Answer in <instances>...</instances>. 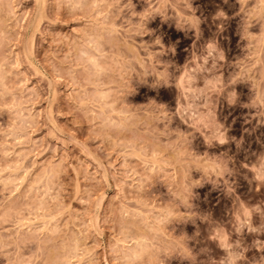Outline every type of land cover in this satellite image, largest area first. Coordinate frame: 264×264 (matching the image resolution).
Listing matches in <instances>:
<instances>
[{
	"label": "clouds",
	"instance_id": "9594fccd",
	"mask_svg": "<svg viewBox=\"0 0 264 264\" xmlns=\"http://www.w3.org/2000/svg\"><path fill=\"white\" fill-rule=\"evenodd\" d=\"M0 264H264V0H0Z\"/></svg>",
	"mask_w": 264,
	"mask_h": 264
},
{
	"label": "rangeland",
	"instance_id": "374dc122",
	"mask_svg": "<svg viewBox=\"0 0 264 264\" xmlns=\"http://www.w3.org/2000/svg\"><path fill=\"white\" fill-rule=\"evenodd\" d=\"M163 39L164 42L167 43H176L177 41H179V44L177 45V50H178V55L183 54V49L185 47H187L190 44V41L185 40L183 38V34L182 33H178L176 32V30L174 28L172 29H168L167 27H165L163 29ZM37 74H39V70L37 69ZM50 112V114L52 115H59L61 117L66 115V112L64 111L63 108H51L48 110ZM95 199V197H94ZM90 215V213H89Z\"/></svg>",
	"mask_w": 264,
	"mask_h": 264
}]
</instances>
